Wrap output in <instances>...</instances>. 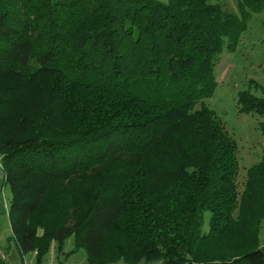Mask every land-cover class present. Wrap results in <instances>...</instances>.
I'll return each instance as SVG.
<instances>
[{"label": "trees", "instance_id": "16d2710c", "mask_svg": "<svg viewBox=\"0 0 264 264\" xmlns=\"http://www.w3.org/2000/svg\"><path fill=\"white\" fill-rule=\"evenodd\" d=\"M236 7L0 0V160L21 258L40 264L72 236L85 264H264V157L239 191L236 142L205 102L264 0ZM236 105L264 114L249 88Z\"/></svg>", "mask_w": 264, "mask_h": 264}, {"label": "rangeland", "instance_id": "374dc122", "mask_svg": "<svg viewBox=\"0 0 264 264\" xmlns=\"http://www.w3.org/2000/svg\"><path fill=\"white\" fill-rule=\"evenodd\" d=\"M219 3L226 11L237 12L236 0H208ZM216 81L212 94L205 99L206 104L215 111L222 120L229 135L236 142L238 160L237 188H243L246 169L264 157V132L260 122L264 114L239 112L237 110V93L250 89L257 96H264V7L251 12L247 27L241 33L234 50L224 45L213 68ZM250 80L260 86L255 88ZM10 201V189L3 182V170L0 160V255L8 264H36L34 251L27 252L23 258L11 237V229L7 214ZM260 245H264V219L259 232ZM73 238L65 239L62 251L56 248L53 241L40 264H85L84 248L71 252ZM117 264H124L118 262ZM139 264H157V262H140Z\"/></svg>", "mask_w": 264, "mask_h": 264}, {"label": "crops", "instance_id": "0c3cea01", "mask_svg": "<svg viewBox=\"0 0 264 264\" xmlns=\"http://www.w3.org/2000/svg\"><path fill=\"white\" fill-rule=\"evenodd\" d=\"M0 247L3 249L4 244H0ZM33 256H34V262H35V253H33Z\"/></svg>", "mask_w": 264, "mask_h": 264}]
</instances>
